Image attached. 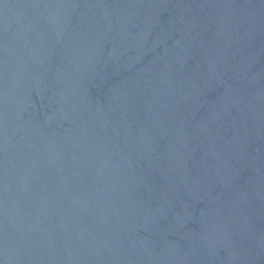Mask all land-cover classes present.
<instances>
[{"label":"water","instance_id":"1","mask_svg":"<svg viewBox=\"0 0 264 264\" xmlns=\"http://www.w3.org/2000/svg\"><path fill=\"white\" fill-rule=\"evenodd\" d=\"M0 264H264V0H0Z\"/></svg>","mask_w":264,"mask_h":264}]
</instances>
